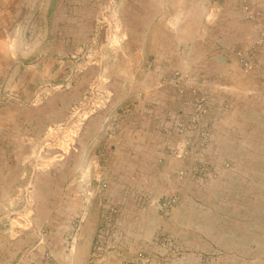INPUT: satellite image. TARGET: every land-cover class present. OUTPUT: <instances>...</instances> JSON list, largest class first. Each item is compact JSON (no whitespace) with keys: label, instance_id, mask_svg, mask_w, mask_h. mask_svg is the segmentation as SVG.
Masks as SVG:
<instances>
[{"label":"rangeland","instance_id":"obj_1","mask_svg":"<svg viewBox=\"0 0 264 264\" xmlns=\"http://www.w3.org/2000/svg\"><path fill=\"white\" fill-rule=\"evenodd\" d=\"M252 1L0 0V8L9 10L13 23L0 32V223L7 235L13 236L17 230H34L45 239L51 231L57 235V222L46 225L49 216L38 207L49 203L65 205V189L71 185L80 188L86 158L91 160L98 153L93 143L97 135L91 132L100 128L108 137L118 126L128 124L136 117L140 100L145 103L142 94L146 86L155 83V87H160L164 80L186 96L180 100L177 115L169 110L162 129L171 141L166 157L181 165L176 179H191L200 189L190 204L201 210V249L188 243L179 246L159 231L151 246L137 248L121 264H150L151 258L160 253L169 260L177 258L176 264H264V259L257 260L256 255L249 254L250 259L242 260L240 251L225 254L222 249L214 250L208 239L211 220V227L220 224L222 231L229 222L228 227L234 232L240 228L235 222L241 220V213L233 212L232 225L224 212L230 191L221 177L236 169L241 171V165L234 163L240 157L256 161L264 158V144H257L260 134L255 129L248 130L245 147L225 148L223 124L230 107L223 68L226 62H232L247 80L256 79V56L263 36L250 37L251 41L242 45L234 37L231 52L228 50L231 58H226L223 47L217 49V63L222 69L217 70L215 94L187 85L190 78H205L207 69L186 72L191 70L183 66L167 69L163 65L169 60L207 59L203 57L209 38L205 37L206 32L200 38L197 31L209 29V13L214 11L218 14V47L225 39L220 34L225 14L237 25L241 19L250 22V30H256ZM48 10L51 21L43 17ZM36 12L42 13L40 19ZM203 39L204 45L197 43ZM178 50L181 55L175 53ZM134 59L137 69L122 67ZM117 63L121 68L113 67ZM225 71L228 75L236 72L232 68ZM212 119L220 124L215 127ZM86 141L91 144L84 147L82 142ZM243 167L250 172L256 166ZM89 168L93 172L95 165ZM215 183L217 193L210 189ZM235 195L234 205L240 208L247 204L240 193ZM180 202L178 195H172L161 198L158 204L169 211ZM214 206L220 208L219 216ZM251 215L255 216L245 214ZM193 218L196 219V213H189L188 220ZM37 221L44 225L38 228ZM74 228L76 232L79 227ZM100 230L89 264L106 261L105 225ZM52 256L45 254L47 259ZM180 257L183 258L178 261ZM155 261L153 264H165L168 260Z\"/></svg>","mask_w":264,"mask_h":264},{"label":"crops","instance_id":"obj_2","mask_svg":"<svg viewBox=\"0 0 264 264\" xmlns=\"http://www.w3.org/2000/svg\"><path fill=\"white\" fill-rule=\"evenodd\" d=\"M250 5L252 14H255L256 30H250V22H243L241 19L242 22L237 25L225 14V26L220 30L225 39L218 47L215 39L218 14L214 11L209 13V29L199 28L197 31L200 38L203 32L209 38L208 51L203 57L207 59L193 62L169 60L163 65L167 69L183 66L184 69L191 70L186 72H196L202 67L207 69L208 75L205 78H190L187 85L198 87L199 90L208 89L215 94L217 70L222 69L217 63V49L223 47L226 58L228 55L231 58L228 50L231 52L234 37L238 38L236 42L239 41L241 45L251 41L250 37L261 35L264 38V0H253ZM49 10L43 16L47 21H51ZM8 13L6 8H0V32L7 25H13ZM37 14L40 19L42 13ZM53 28L55 29V25ZM212 37L214 39L211 40ZM204 42V39L197 41L202 45ZM262 43L256 56L259 73L256 79L247 80L240 75V69L235 63L226 62L228 64L225 66L228 67L223 68L226 75L225 95L230 98V107L223 121L224 147L227 149L245 147L246 134L253 129L260 134L257 144H264V39ZM175 53L182 54L179 50ZM119 65L117 63L113 67L119 69ZM137 65L134 59L122 67L135 70ZM228 68L236 70L235 74L228 75L225 71ZM114 75L112 73L111 77L114 78ZM159 84L162 88L155 87V83L146 86L142 94L145 103L140 100L136 117L131 118L128 124L118 126L108 137L100 132V128L91 132L92 135H97L93 143L98 153L91 160L86 158V173L81 174L80 188L74 189L71 185L65 189V205L61 207L49 203L38 207L40 212L49 216V220L45 221L46 225L51 226V223L57 222V235L51 231L45 239L34 230H17L15 235L8 236L0 223V264H89L95 240L104 225L107 253L104 264H121L125 257L136 253L137 248L151 246L159 231L176 240L179 246L188 243L192 248L201 249V210L190 204L192 197L199 195L200 189L194 186L191 179L184 182L176 179V172L181 165L166 157L171 141H168V134L162 129L169 110L172 109L177 115L180 111V100H184L186 96L178 93L173 85L164 80ZM148 103L154 105L149 107ZM246 117L249 118L248 121ZM212 120L215 127L220 124L219 121ZM82 144L87 147L91 142ZM161 158H164L163 162ZM234 161L236 165H241V171L236 169L221 177L226 181L224 187L230 191L228 198L232 197L231 200L226 198L224 212L228 214L232 224L233 212L239 211L241 220L235 223H239L240 228L234 232L233 228L228 227L229 222L222 231L218 226L220 224L212 228L214 222L211 220L209 245L214 250L222 249L225 254L240 251L242 260L250 259L247 256L249 254H252L251 257L256 255L257 260H261L264 259V173L261 172L264 170V158L256 161L255 158L240 157ZM92 164L95 165V170L90 172L89 165ZM243 165L256 167L249 172ZM216 184L210 186V189L217 193L219 189ZM236 192L247 201L245 206L239 208V205H234L233 197L236 202ZM172 195H178L181 202L171 210L164 211L158 202L161 198ZM49 197L51 199L52 196ZM214 210L219 216L220 208L214 206ZM189 213H196V219L188 220ZM252 213L255 216H245ZM36 224L39 225L38 228L44 225L38 221ZM75 225L79 227L76 232ZM186 239L189 242H185ZM48 252L53 255L51 259L45 257ZM161 256L162 253L154 255L150 264L156 262L155 260H168L165 264L177 263V258L169 260ZM182 258H178V261ZM192 258L195 256L192 255Z\"/></svg>","mask_w":264,"mask_h":264}]
</instances>
